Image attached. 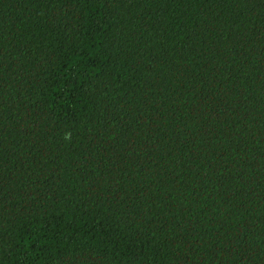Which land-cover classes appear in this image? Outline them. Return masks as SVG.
<instances>
[{
  "label": "trees",
  "instance_id": "trees-1",
  "mask_svg": "<svg viewBox=\"0 0 264 264\" xmlns=\"http://www.w3.org/2000/svg\"><path fill=\"white\" fill-rule=\"evenodd\" d=\"M0 264H264V0H0Z\"/></svg>",
  "mask_w": 264,
  "mask_h": 264
}]
</instances>
